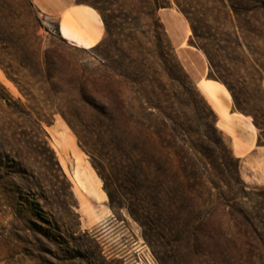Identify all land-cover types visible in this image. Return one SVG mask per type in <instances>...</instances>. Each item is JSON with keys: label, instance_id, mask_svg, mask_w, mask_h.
Instances as JSON below:
<instances>
[{"label": "rangeland", "instance_id": "rangeland-1", "mask_svg": "<svg viewBox=\"0 0 264 264\" xmlns=\"http://www.w3.org/2000/svg\"><path fill=\"white\" fill-rule=\"evenodd\" d=\"M76 2L109 9L112 20L100 47L82 49L64 42L56 20L39 15L30 0H0V264H30L14 254L11 244L24 235L17 209L23 198L38 203L73 237L81 257L74 264H229L223 257L197 259L186 246L168 245L154 231H143L125 209H110L94 160L104 166L116 203L122 192L120 178L109 167L111 142L97 135V107L118 106L134 123L149 124L147 103L133 82L135 70L128 58L131 46L139 44L132 41L135 24L122 16L138 3ZM188 2L195 8L196 36L172 0L157 12L177 60L195 85L203 79L221 83L222 77L233 89L232 95L218 83L230 94L231 112L249 117L252 125L253 118L264 125V0ZM261 134L255 128V148L239 161L243 196L249 200L264 197L257 182L264 171L263 138L257 144ZM248 201L239 199L244 208ZM42 243L51 247L44 239ZM256 244L250 238L241 250L221 244L218 251L232 254L238 259L235 264H264V241L259 245L261 259L253 252Z\"/></svg>", "mask_w": 264, "mask_h": 264}, {"label": "trees", "instance_id": "trees-1", "mask_svg": "<svg viewBox=\"0 0 264 264\" xmlns=\"http://www.w3.org/2000/svg\"><path fill=\"white\" fill-rule=\"evenodd\" d=\"M172 1L195 35V8L188 0ZM135 2L138 3L136 9L122 16L124 21L133 20L135 24L131 36L132 41L139 44L131 46L128 58L135 70L133 82L147 103L149 124L134 123L118 106L112 109L97 107L100 119L97 135L101 140L108 138L111 142L109 167L112 166V172L120 178L122 192L121 202L116 203L108 191L104 166L94 160L109 207L125 209L143 231H154L160 238H165L168 245L173 242L178 248L186 246L197 259L223 257L229 264H235L238 259L218 251L219 247L223 244L241 250L243 241L250 238L257 243L253 252L261 259L263 252L259 245L264 241V197L255 195L249 200L248 196H243L246 186L239 176V160L232 153L230 140L217 128L215 113L173 52L157 18V12L168 7L171 0ZM93 8L100 15L106 33L112 20L109 9ZM100 46L101 43L91 49ZM201 49L209 64L214 66L207 48ZM218 80L233 95L229 83L222 77ZM235 107L248 115L238 103ZM252 123L264 133L263 124L255 118ZM262 138L264 140V134L258 137V145ZM95 148L97 144L92 145L96 153L98 149ZM242 197L249 200V207L244 208L239 202ZM17 209L24 235H17L11 244H15L14 254L22 262L74 264L81 258L71 243L73 237L61 231L38 203L23 198ZM169 237L173 239L169 241ZM41 238L51 247H43Z\"/></svg>", "mask_w": 264, "mask_h": 264}, {"label": "crops", "instance_id": "crops-1", "mask_svg": "<svg viewBox=\"0 0 264 264\" xmlns=\"http://www.w3.org/2000/svg\"><path fill=\"white\" fill-rule=\"evenodd\" d=\"M37 13L45 19H55L57 34L66 43L90 49L100 44L105 28L98 12L76 0H30ZM219 83V82H218ZM216 81L203 79L196 86L217 117V128L230 140L232 153L239 161L255 148L254 126L248 119L231 112V97ZM203 97V98H204ZM206 101V102H207ZM245 119L246 121L242 120ZM257 182L264 187V171Z\"/></svg>", "mask_w": 264, "mask_h": 264}, {"label": "bare ground", "instance_id": "bare-ground-1", "mask_svg": "<svg viewBox=\"0 0 264 264\" xmlns=\"http://www.w3.org/2000/svg\"><path fill=\"white\" fill-rule=\"evenodd\" d=\"M173 29V28H172ZM194 49V48H193ZM195 50V49H194Z\"/></svg>", "mask_w": 264, "mask_h": 264}]
</instances>
